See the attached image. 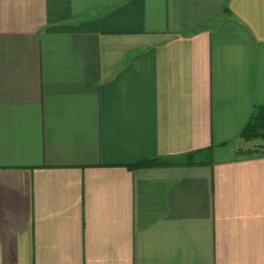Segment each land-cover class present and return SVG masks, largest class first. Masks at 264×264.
I'll list each match as a JSON object with an SVG mask.
<instances>
[{
  "label": "crops",
  "instance_id": "1",
  "mask_svg": "<svg viewBox=\"0 0 264 264\" xmlns=\"http://www.w3.org/2000/svg\"><path fill=\"white\" fill-rule=\"evenodd\" d=\"M261 109L264 0H0V264H264Z\"/></svg>",
  "mask_w": 264,
  "mask_h": 264
},
{
  "label": "trees",
  "instance_id": "2",
  "mask_svg": "<svg viewBox=\"0 0 264 264\" xmlns=\"http://www.w3.org/2000/svg\"><path fill=\"white\" fill-rule=\"evenodd\" d=\"M257 137L264 138V109H261L260 111H258L256 115L252 117L243 134V138L246 139H254ZM158 165H163V164L158 162L157 160L152 159L142 163H138L136 165H132L130 167L140 168V167H150V166H158Z\"/></svg>",
  "mask_w": 264,
  "mask_h": 264
}]
</instances>
